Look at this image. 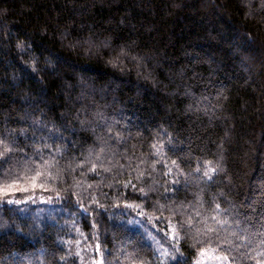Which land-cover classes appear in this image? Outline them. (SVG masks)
Instances as JSON below:
<instances>
[{"label": "trees", "instance_id": "16d2710c", "mask_svg": "<svg viewBox=\"0 0 264 264\" xmlns=\"http://www.w3.org/2000/svg\"><path fill=\"white\" fill-rule=\"evenodd\" d=\"M0 140V264L263 262L264 0H0Z\"/></svg>", "mask_w": 264, "mask_h": 264}, {"label": "snow or ice", "instance_id": "6c2138e0", "mask_svg": "<svg viewBox=\"0 0 264 264\" xmlns=\"http://www.w3.org/2000/svg\"><path fill=\"white\" fill-rule=\"evenodd\" d=\"M0 149H2V151H0V193H2L5 197H7L12 190H17V191L28 190L27 188H22V189L16 188V185L21 180L26 179L25 176L20 174L21 172L25 170L33 172L34 175L31 177L33 182L38 177L45 174L41 170V167L39 165H36L34 162L31 161L25 162L19 160L14 161L12 156L14 150L12 148H9L2 140H0ZM36 159L41 161L44 168L50 167L48 161L44 160V158L39 155V150ZM197 171H199V169H197ZM215 171H216L215 168H211L209 171H206L203 174L210 180L211 175L209 174V172L214 173ZM33 186H35V184ZM41 187H43V185H41ZM3 202L9 204L21 203V201H13L10 199H7ZM216 207L219 208V205H217ZM197 215H199V213H197ZM212 219L216 224L220 225L221 229H223V226L228 223L227 220H219L216 217H212ZM190 225H191V221H188L185 225H182V227L186 228L189 227ZM211 233H217V229L212 228L205 223L204 235H208ZM197 235H199V231L197 232ZM178 238H179V232L177 231L176 226L169 224V232L164 233L165 241L167 242L169 240H178ZM150 240L156 244L160 243V241L157 240L155 236H151ZM209 243H211L210 240ZM217 243L218 244L220 243V238L218 235H217ZM262 243H264V241H262ZM157 251L160 252L161 256H170L167 249L161 251V249L158 248ZM215 252H216L215 248H211V249L205 248L204 250L200 251L199 253L200 258L196 261V264H204L206 260H217V261H221L222 264L228 261L229 258L227 256L221 257L218 255H214ZM260 254L264 255V253H260ZM170 258L175 260V256H170ZM97 264H103V261L102 260L98 261ZM133 264H135V261H133ZM140 264H143V261H141Z\"/></svg>", "mask_w": 264, "mask_h": 264}, {"label": "rangeland", "instance_id": "374dc122", "mask_svg": "<svg viewBox=\"0 0 264 264\" xmlns=\"http://www.w3.org/2000/svg\"><path fill=\"white\" fill-rule=\"evenodd\" d=\"M12 200V199H11ZM38 200H42V199H40V198H38ZM171 242L173 241V240H170ZM79 242V241H78ZM99 246L98 245H95V247H91L92 249H91V251H92V253H91V259H90V263L89 264H97V262L98 261H103V255H102V253H101V250H100V248H98ZM166 247L167 246H164V247H159V249H161V251L162 250H164V249H166ZM81 246H80V248H78L79 250H81ZM202 251V250H201ZM200 253V252H199ZM199 253H198V255H197V258H196V260H195V263L194 264H196V261L200 258L199 257ZM96 254V255H95ZM214 255H218V256H221V257H223V255H221V254H217L216 252L214 253ZM204 264H222V262L221 261H217V260H206L205 262H204ZM224 264H231L230 262H224ZM259 264H264V261L263 262H261V263H259Z\"/></svg>", "mask_w": 264, "mask_h": 264}]
</instances>
